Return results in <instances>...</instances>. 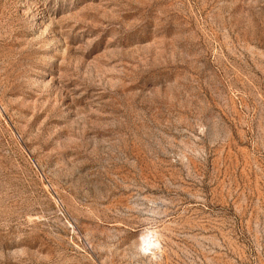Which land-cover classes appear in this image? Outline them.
<instances>
[{
  "label": "rangeland",
  "instance_id": "374dc122",
  "mask_svg": "<svg viewBox=\"0 0 264 264\" xmlns=\"http://www.w3.org/2000/svg\"><path fill=\"white\" fill-rule=\"evenodd\" d=\"M0 264H264V0H0Z\"/></svg>",
  "mask_w": 264,
  "mask_h": 264
},
{
  "label": "bare ground",
  "instance_id": "6f19581e",
  "mask_svg": "<svg viewBox=\"0 0 264 264\" xmlns=\"http://www.w3.org/2000/svg\"><path fill=\"white\" fill-rule=\"evenodd\" d=\"M149 243L153 244V243H152V240H151V242H148L147 244H149ZM154 247H155V246H154Z\"/></svg>",
  "mask_w": 264,
  "mask_h": 264
}]
</instances>
